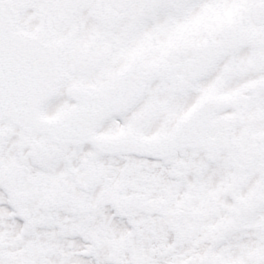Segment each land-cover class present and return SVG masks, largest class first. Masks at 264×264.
<instances>
[{
	"label": "snow or ice",
	"instance_id": "6c2138e0",
	"mask_svg": "<svg viewBox=\"0 0 264 264\" xmlns=\"http://www.w3.org/2000/svg\"><path fill=\"white\" fill-rule=\"evenodd\" d=\"M0 264H264V0H0Z\"/></svg>",
	"mask_w": 264,
	"mask_h": 264
}]
</instances>
